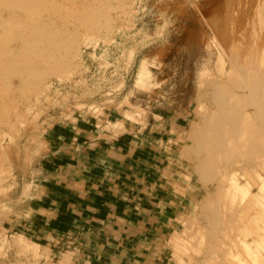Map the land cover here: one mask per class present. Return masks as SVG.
<instances>
[{
    "label": "rangeland",
    "instance_id": "374dc122",
    "mask_svg": "<svg viewBox=\"0 0 264 264\" xmlns=\"http://www.w3.org/2000/svg\"><path fill=\"white\" fill-rule=\"evenodd\" d=\"M154 257L264 264V0H0V264Z\"/></svg>",
    "mask_w": 264,
    "mask_h": 264
},
{
    "label": "crops",
    "instance_id": "0c3cea01",
    "mask_svg": "<svg viewBox=\"0 0 264 264\" xmlns=\"http://www.w3.org/2000/svg\"><path fill=\"white\" fill-rule=\"evenodd\" d=\"M73 201H74V199H73ZM90 211V210H89ZM89 211H83L82 213H79L80 215H81V218H82V221H80L79 223H82V222H84V223H89L88 225H83L82 227H85L86 228V230L88 231L89 229H90V227H91V223L92 222H100L104 227H105V223H106V220H107V223L109 222V220L107 219V217H103V216H91L90 217V215H88L89 214ZM85 212H86V214H85ZM75 221H77L76 219H75ZM106 223V224H107ZM163 227H164V225H163ZM162 226H161V228H160V232L159 233H157V235H159V236H165V233H168L169 231L168 230H165V229H167L168 227H171L170 226V224H167V225H165V227L166 228H163ZM87 233V232H86ZM88 234V233H87ZM137 251V250H136ZM150 250H145V252L147 253V254H145V257L147 256L148 258L151 256V255H153V256H156V254H157V252L156 251H160V250H151L152 252L150 253L149 252ZM161 252V251H160ZM133 253V250H131V252H129V254L131 255ZM159 254V253H158ZM137 255V254H136ZM155 257L152 259L153 260V263L152 264H155ZM134 263L136 264L137 262H135L134 261ZM145 263L146 264H151V263H147L146 261H145Z\"/></svg>",
    "mask_w": 264,
    "mask_h": 264
}]
</instances>
